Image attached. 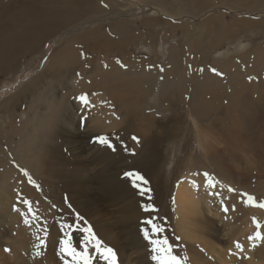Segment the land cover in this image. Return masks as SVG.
I'll return each instance as SVG.
<instances>
[{
	"label": "rangeland",
	"instance_id": "374dc122",
	"mask_svg": "<svg viewBox=\"0 0 264 264\" xmlns=\"http://www.w3.org/2000/svg\"><path fill=\"white\" fill-rule=\"evenodd\" d=\"M1 1L8 5L11 14L24 13L26 9L41 14L72 6L88 9L89 16L83 15L84 21L78 22L77 26L71 27V23H65L58 27L46 36L39 48L20 49L13 56L14 66L5 63L0 67V218L6 219L5 225L12 221L16 225L21 224L28 234L12 238L10 232L11 235L6 233L0 238V264H64L57 254L59 241L63 238L60 236L64 235V231L60 232L61 225L74 223L77 212L73 200L83 198L78 195L81 188H76L79 180L62 178L66 182L63 184L60 175H65L68 170L70 172L73 167L80 168L78 171L82 173L94 169L90 158L99 146H104L95 142L93 132L97 131L110 140L111 134L120 126H131L128 129H136L134 124L146 127L145 115L152 116L153 127L149 133L156 135V140L159 139L163 157L160 164L164 180L163 191L160 193L162 198L160 196L161 202L158 203L155 198L150 201L157 209L151 215L164 228L160 235L167 236L170 243L174 244V253L180 257L186 256L188 264H192L191 251L185 247L190 246L189 240L181 237L177 229L173 193L179 182L195 180L199 185V188H195L202 192V202L205 203L201 204V213H205L202 219L205 221L207 218V224L212 223L215 229H207L211 225L205 227L214 235L213 241L225 249L230 245L235 248V242L239 241L244 245L249 258V253L253 252L254 263L264 264L260 253L261 250L264 251V244L247 251V236L256 231L253 217L261 223V231H264V209L246 205L243 203L246 197L241 195L247 193L258 202L264 201V174L258 176L257 170L250 168L245 155L244 160L248 162L244 163L246 166H241L248 167L245 171L247 177L236 174V162L232 154L235 139L230 132L235 123L239 124L230 105L233 96L248 93L257 97V90L252 89V86L259 83L264 87V0ZM91 10L95 12L90 13ZM25 18L26 15H23L22 19ZM120 20H126L128 32L124 34L115 32V26ZM87 28H97L105 36L100 42L103 47L111 50L110 58L100 56L91 60L93 56L81 54L84 49L80 44V56L85 60L82 63L79 61L78 47L74 44L65 45V40L74 34L83 33ZM212 69H216V72ZM259 72L263 76L256 75ZM124 82H128L126 87L138 84L139 90L132 87L137 94L120 100L119 109L109 101L116 100L119 94L116 88L125 87ZM163 83L167 84L168 89L162 86ZM121 92L128 94L126 90ZM81 94H87L88 100H91L89 106L79 102L77 97ZM11 96V106L8 104L10 107L1 108ZM195 96L200 99L194 101ZM219 103L226 113L222 115L223 124L220 121L217 124L216 110ZM208 105L209 108L212 107L210 111ZM193 106L196 107L195 112H192ZM7 108L8 111L11 110L9 117L5 113ZM93 109L107 113V117H103L104 122L115 118L118 126L109 130L91 128V121L96 119L90 117L92 120L88 121V116ZM62 110L70 112L69 115L73 117V122L67 125L69 136L58 135L57 126L55 132L50 130L52 119L61 114ZM43 114L45 118L40 120ZM134 118L136 121H133ZM232 121L235 123L232 124ZM198 128L209 133L214 143L207 144L209 146L204 148L199 145L196 134ZM53 138H57L59 145L65 143L64 138L71 141L70 145L66 143L61 147L60 157L51 151ZM116 138L118 137L113 140ZM47 140L50 142L46 144ZM42 145H46L47 149L40 153ZM189 164H192L191 168H188ZM204 172L219 181L215 189H206L203 175H195ZM29 176L35 181V185L29 182ZM228 186L236 189V192H228ZM75 189L78 190L77 193ZM216 192L219 193L218 196L213 194ZM23 200L32 202V208L39 217L33 220L28 215L30 224L24 223L25 216L22 213L27 212V205L23 204ZM14 206L20 211H14ZM118 206L108 208L117 209ZM224 207L229 208L227 213L223 211ZM58 214L62 216L61 219L59 217L60 220ZM139 226L147 227L142 223ZM247 226L252 227V231H244L242 235ZM219 228L223 231L218 230ZM234 230L235 233L238 231L235 235ZM109 231L119 233L116 243L104 242L116 250L119 264H155L151 260L147 241L139 238L142 236L141 231L137 232V238L140 239L138 242L130 238L131 233L127 228L112 227ZM73 236L75 245L79 236L75 231ZM40 239H44L45 243L39 249L42 255L37 256L38 249L35 246L40 245ZM192 246L196 248L198 243L194 242ZM5 247L10 248L11 252H5ZM199 250L204 251L202 245ZM249 258L236 256L229 264H246ZM94 264L104 262L94 261Z\"/></svg>",
	"mask_w": 264,
	"mask_h": 264
},
{
	"label": "bare ground",
	"instance_id": "6f19581e",
	"mask_svg": "<svg viewBox=\"0 0 264 264\" xmlns=\"http://www.w3.org/2000/svg\"><path fill=\"white\" fill-rule=\"evenodd\" d=\"M158 6H160V5H158ZM52 8H53V6H52ZM262 9H264V8H262ZM93 12H95V10L90 11V13H93ZM23 15H26L25 19H22ZM83 15L89 16L88 9H83L82 7L81 8H75L72 6H65V7H62L60 9H55V10H52L48 13L43 12L41 14L32 13V11H29L28 9H26L24 13L17 12V13L11 14V11H10V8L8 7V5L0 0V67L5 63H7V65L9 64L10 66L11 65L14 66L15 63L13 64V61H14L13 56L17 52H19L20 49H23V48H28V49L34 48V49H36V48H39L41 45V42L46 38V36H48L50 33H52L58 27H61L65 23H71V27L77 26L78 22L83 20ZM86 19H88V18H86ZM118 22L119 23L117 24V26H115L116 27L115 32L118 34H124V33L128 32L127 27H125L126 20H120ZM241 24H243V22H241ZM241 27H243V25ZM259 29H261V28H259ZM223 30L225 31V29H223ZM263 32H264V26H263ZM246 33H247V31H246ZM232 34H234V33H232ZM104 37L105 36H103L99 33V29L87 28L84 30L83 33H79L76 35L74 34L72 37H69L67 40H65V45L74 44V46L76 48L78 47L77 50H78L79 56H80V44H81L82 48L84 49V51L81 52V54L83 56L85 54H89L90 57L93 56L91 58V60H93V59L95 60V58H98L100 56H108L109 57V55H110L111 50L109 49V47H103L101 45L100 41H102V39ZM107 39L108 38H106V40ZM120 39H122V38H120ZM113 44H115V43H113ZM215 44H217V43H215ZM119 45H121V44H119ZM215 47H217V46H215ZM203 51H204V49H203ZM258 53L259 52H257V54ZM260 56L261 55L259 54V57ZM256 58H258V57H256ZM79 61L83 63V61H85V60H82V58L80 56ZM221 64L223 65V63H221ZM228 64H230V62ZM227 67L229 68L228 65H227ZM255 68H256V66H255ZM256 75L263 76L261 72L257 73ZM127 83L128 82H124L125 87L127 86L126 85ZM162 86L167 88V84H165V83H163ZM125 87H121V89H117L118 87L116 88L117 92L119 93L118 96L115 98L116 100H110L109 99L110 100L109 102H111L114 106L119 107V109H120V100H124V99L126 100V98L133 97V96L135 97V94H137V93L133 92L132 87L135 88L137 91L139 90L138 84L134 85L132 87L130 85H128V87H126V88ZM252 89L257 90V97L255 96L256 98L252 94H248V93H244L243 95H240V96L234 95L232 98V102L230 104L232 109H234L235 115H237L235 119H236V121L239 122V124H236L235 122L232 121V124H234V123L235 124H234V127H232L231 131H230L232 133V135L234 136V139H235V142H233L234 148L232 147L233 148L232 149L233 159L236 162V166L234 167L236 169H234V171L236 172V174L239 177H241L242 175L247 177V174H245V171L248 170V167L243 168V166H241V165L248 162V161L250 163V168H252L253 170H257L258 176H261L264 174V108H263V105H264V87L262 84L259 85V83H258L256 85H253ZM121 90L122 91L126 90L128 92V94L121 92ZM126 95H128V96H126ZM14 97L15 96H13V99H16ZM93 98L95 99V97H93ZM11 99H12V96L10 97V99L6 100L2 104L1 108L7 107V106L10 107L11 105L9 103L11 102ZM199 99H200L199 97H196V96L194 97V101L195 100L197 101ZM89 101H91V100H89ZM134 101H136V100H134ZM99 104H101V103H99ZM121 104H123L122 101H121ZM79 105H81V104H79ZM195 106H193L194 109L191 108L193 110L192 112L196 111ZM207 107H208L209 111L212 108V107L209 108V105ZM226 108L229 110L228 107H226ZM4 109H3V112H4ZM86 109H85V111L88 112V110H86ZM109 109H111L110 106H109ZM10 111H8V108L5 110V113L7 116L9 115ZM216 111L218 112L217 124H219V121L223 124L222 115L226 114L223 112V105L219 103ZM122 112H124V111H122ZM66 113L67 112H63V110H62L61 114H58L51 121V129L50 130L55 132V128L57 126L58 131H59L58 135L66 134L67 136H69V132L67 131V125L69 124V122L70 123L73 122L72 121L73 117L69 115L70 112H68L67 114ZM106 114L107 113L98 111V109H93V111H91V115L88 116V121L89 120L91 121L92 120L91 118H94V117L96 119L94 122L91 121L92 122L91 128H93L95 130H97V129H108L109 130L111 128L117 127L118 125H117V121L115 118L110 122H108V121L104 122L103 117L106 118L107 117ZM229 114H230V110H229ZM125 115L127 116V112ZM151 117L148 115H145V118L147 119V121L144 125H147V126L144 128L142 126L139 127V125L134 124V125H136L135 126L136 129H132V128L128 129V127H131V126L128 125V127H126V125H125V127L120 126L121 128L114 131V133L111 134L109 141L114 145L115 150L108 148L107 146L103 145L104 148H101L99 146V148L96 151H94L93 154L91 153L92 158H90V160H91L90 162H92V167L94 169H88L85 173H82V172L78 171V170H80V168L73 167L70 172L68 170L65 175H60L61 176L60 180L62 178L75 179V181L79 180V183H78L79 185L76 188H81V189L79 192L77 189H75L74 191H76V193L78 192V195H80V198L82 197L83 199L79 200L78 198H75V199L72 198V199H74L73 200V206H75L76 212H78L80 215H82L92 225L93 230L96 232L97 236L101 240H103L104 242H107L108 244L114 243L119 237V233L116 234L115 232L109 231L112 227H114V228L117 227L119 229L127 228L128 231L131 233L130 238H132V240L134 242H138L140 239H142L143 238L142 236H139V238H140L139 240L137 238V232L140 231V229H141V227L139 226V223H141V221L149 218V213H145L142 210L141 205L145 204V203H151L150 201L154 198H155V201H157V203H158V201L161 202V200H159V199H160V196L162 198V195H160V193H161V191H163L162 187L164 186V180H162V174L160 172L161 171L160 164H162L163 157L161 156L160 146H159V142H158L159 139L156 140L155 139L156 135L149 133L153 127ZM44 118H45V114L42 115V118H40V120L44 119ZM120 119H121V117H120ZM126 119L127 118H125V121H127ZM138 119H139V117H138ZM134 120L136 121V118H134L133 121ZM140 120H141V118H140ZM142 121H144V120H142ZM123 123H125V122H123ZM131 123H132V120H131ZM38 124H40V123H38ZM98 124H100V125H98ZM131 125L133 126V123ZM60 127H62V128H60ZM225 128H227V127H225ZM93 133H95V135H94L95 137H93L95 139L97 137L103 136L102 134H99L97 131L93 132ZM54 134L57 135L56 133H54ZM196 134H197L198 143L203 148L207 144L214 143L212 137L209 136L208 135L209 133H207L203 128L202 129L198 128ZM133 136H136L139 138V143H137L136 141H134L132 139ZM52 137H53V135H52ZM114 137H118V138L113 140ZM50 140H47L46 144L48 142H50ZM52 141H53V143H52L51 151L53 153H56L58 155V157H60L61 147L64 146V144H66V143H69L68 145H70V143H71V141L66 140L65 138H64L65 143L61 144V145H59L57 143L58 142L57 138L56 139L53 138ZM72 141H74V140H72ZM42 146H43V148L42 147L40 148V153L47 149L46 145H42ZM207 146H209V145H207ZM231 146H233V145H231ZM70 147L72 149V146H69V148ZM78 148H80V146H78ZM203 152L205 153V151H203ZM209 153H210V151H209ZM244 155L248 158V161L244 160ZM205 156L207 157V155H205ZM120 162H121V164L119 165ZM76 165H77V163H76ZM191 165L192 164H189L188 168H191ZM86 169H87V166H86ZM126 171H138L142 175H144V177L149 181L148 187L151 189V193H150V195L152 197L151 200L148 199L147 195H145L143 197L140 196L138 190L136 188H134L132 186V184L130 183V180L128 178H123V177H125L124 173ZM62 181L63 180H61V183H62ZM63 182H64L63 184H66L65 180ZM63 188H64V186H63ZM173 199H174V202H173L174 203V211L177 214V220H178V221L176 220L177 229H178V232L180 233L181 237L189 240L188 243L190 244V246L185 245V247L190 249V251H191V263L192 264H229L231 261L234 260V258H236L237 255L230 254V252L231 253L237 252V250L234 248V246L230 245V247H228L226 249L223 248V246L222 247L219 246L217 244V242L215 243L213 241L214 235L211 232H209V230H206L205 227L208 225H211V228L207 227V229H210V231L211 230L214 231L215 229H213L212 223L207 224V221H208L207 218L205 219V221H203L202 215L205 214V213H203V214L201 213V211H202L201 210V204L204 203V201L202 202L203 195H202V192H199V190H197L193 186V183L191 181L184 180V181L179 182L178 185L174 188ZM152 203H153V201H152ZM157 203L155 205H157ZM70 205H72V204L70 203ZM112 206H118V207H117V209L116 208H114V209L108 208V207H112ZM206 208H207V206H206ZM60 211H62V210H60ZM209 211H208V213L212 212V211H210V212ZM62 213H61V215H62ZM211 216H212V214H211ZM59 217H60V214H58V219H59ZM61 217H60V219H61ZM56 219H57V216H56ZM67 220H68V218H67ZM62 221H63V219H62ZM212 221H213V219H212ZM14 222L12 221L9 224L5 225L6 219L1 220V218H0V238H2L3 235L6 233L10 234V232L13 235L12 238L18 237V236L24 237L25 235L28 236L25 227L22 226L21 224L16 225ZM67 223H69V222H67ZM234 226L236 228V225H234ZM22 227H24V229H22ZM237 227H238V225H237ZM242 227H244V226H242ZM222 229H224V227H222ZM222 229L219 228L218 230H220L222 232L223 231ZM252 229H253L252 227L247 226V228L242 231V235H243L244 231L245 232H251ZM235 231L236 230L233 231L234 235L236 233H238V231L236 233H235ZM60 232L62 233L63 231H60ZM60 232H58V233H60ZM56 234H57V232H56ZM214 234H216V233H214ZM219 234H220V232H219ZM226 235H228V234H226ZM229 235H231V234H229ZM62 236L63 235H61L60 237H62ZM125 239H126V237H125ZM214 239H216V237ZM14 240H15V238H14ZM76 240H78V239H76ZM194 242L198 243V246H196V248H193V246H192ZM8 243H9V241H8ZM10 243H12V241ZM20 243L22 244V241ZM14 245H16V244L14 243ZM201 245L204 249L203 252H201L199 250V246H201ZM28 247H30V246H28ZM17 248H18V246H17ZM13 249H16V248H13ZM202 253H205V255L203 256ZM260 253L262 254V258H264V251L261 250ZM249 254H250V258H249V261L248 260L246 261V264H257V262L254 263V260L252 259L254 257L253 252L249 253ZM11 255L13 257V254H11ZM208 255H211L212 257L208 256ZM6 256L8 257V255H6ZM7 260H9V258Z\"/></svg>",
	"mask_w": 264,
	"mask_h": 264
},
{
	"label": "snow or ice",
	"instance_id": "6c2138e0",
	"mask_svg": "<svg viewBox=\"0 0 264 264\" xmlns=\"http://www.w3.org/2000/svg\"><path fill=\"white\" fill-rule=\"evenodd\" d=\"M101 2H103V0H101ZM104 6L107 7L106 4ZM212 71L216 72V69H212ZM249 79H251V77ZM77 99L85 106L90 103L87 94H81ZM132 139L139 143L138 137L133 136ZM96 142L115 150L114 145L107 137H97ZM25 175H28L27 172H25ZM195 175H203L204 186L206 189H215L219 185V181H216L208 172L202 174L196 173ZM124 176L130 180V183L138 190L140 196L143 197L147 195L149 200L152 199L150 195L151 189L148 187L149 181L144 175L138 171H126ZM28 178L29 182L35 185V181L32 180L30 176ZM192 183L194 187L199 188V185L196 184L195 180H193ZM220 186L223 187V185ZM227 191L236 192V189L228 186ZM213 194L217 196L219 195L218 192ZM241 195L246 197L243 201L246 205L264 209V201L258 202L254 196L247 193H242ZM22 202L27 205V212L22 213V215L25 216L24 223L30 224L29 219H27L28 215H31L33 220L39 219L32 208V202L29 200H23ZM53 207H55V205H53ZM69 207H71V205H69ZM141 208L145 213H149V218L141 221V223L147 227H142L140 231L143 239L147 241L150 246L151 260L154 261L155 264H188V258L186 256L180 257L174 253V244L170 243L169 238L160 235L164 232V228L161 224L156 223V218L151 215V213L157 211L155 206L151 203H145L141 205ZM13 210L17 212L20 211V209L15 206ZM232 210H234V208ZM223 211L227 213L229 208L224 207ZM252 222L255 225L256 231L247 236V240L249 241V249L247 251L256 249L258 246L264 244V231H261V223L255 217L252 218ZM61 229L62 231H66H64L63 238L59 241V252L57 254L63 260L64 264H94V261H103L104 264H119L116 250L104 243V241L97 236L92 225L78 212L75 213L74 223H64L61 225ZM74 231L79 236L78 243L75 245L73 243ZM45 235H47V231H45ZM177 239H179V237H177ZM44 243V239H40V245L35 246L38 249L36 252L37 256L42 255V252L39 249ZM235 249L237 252H230V254L237 255L238 258L242 259L249 258L245 247L241 242H235ZM4 251L11 252V249L5 247Z\"/></svg>",
	"mask_w": 264,
	"mask_h": 264
}]
</instances>
